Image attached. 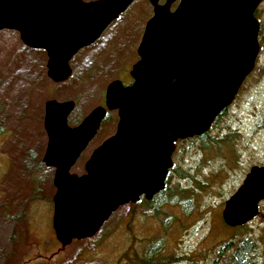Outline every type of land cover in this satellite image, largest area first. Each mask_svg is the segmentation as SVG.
<instances>
[{
  "label": "rangeland",
  "instance_id": "obj_1",
  "mask_svg": "<svg viewBox=\"0 0 264 264\" xmlns=\"http://www.w3.org/2000/svg\"><path fill=\"white\" fill-rule=\"evenodd\" d=\"M150 14L147 0H134L73 55L62 82L48 78L45 50L0 30V264H232L244 241L246 264H264V198L244 224L229 226L221 215L250 167L264 165V0L255 11L260 48L251 78L205 136L177 142L166 188L120 205L90 237L64 247L55 237L54 168L42 161L44 103L72 100L70 126L103 105L107 84L130 77ZM109 113L72 173L82 174L92 150L115 131L117 111Z\"/></svg>",
  "mask_w": 264,
  "mask_h": 264
},
{
  "label": "water",
  "instance_id": "obj_2",
  "mask_svg": "<svg viewBox=\"0 0 264 264\" xmlns=\"http://www.w3.org/2000/svg\"><path fill=\"white\" fill-rule=\"evenodd\" d=\"M133 0H0V30L45 50L53 82L71 74L69 62L93 43ZM153 13L137 46L132 83L110 81L104 105L76 125L67 123L72 100L48 99L42 157L54 168L52 228L61 247L94 235L120 205L164 188L174 141L201 135L232 101L259 50L254 12L263 0H148ZM116 129L96 146L84 172L70 171L95 136L106 111ZM264 198V166L254 165L225 201L222 219L238 226L257 214Z\"/></svg>",
  "mask_w": 264,
  "mask_h": 264
},
{
  "label": "flooded vegetation",
  "instance_id": "obj_3",
  "mask_svg": "<svg viewBox=\"0 0 264 264\" xmlns=\"http://www.w3.org/2000/svg\"><path fill=\"white\" fill-rule=\"evenodd\" d=\"M147 2H148V4L151 6V14H150V16L147 18V20L151 17V15H152V13H153V8H152V5L149 3V1L147 0ZM165 2V0H159V4H163ZM180 2V0H174L171 4H170V10H173L176 6H177V4ZM256 11V10H255ZM120 15V14H119ZM118 15V16H119ZM117 16V17H118ZM255 17L257 18V20H259V18L255 15ZM115 19H117V18H115ZM114 19V20H115ZM113 20V21H114ZM147 20H146V22H147ZM258 23H259V21H258ZM259 30V29H258ZM257 39H258V34H257ZM259 44V43H258ZM260 48V47H259ZM258 52H259V50H258ZM257 55H258V53H257ZM139 58V57H138ZM256 58H257V56H256ZM138 60V59H137ZM137 62V61H136ZM135 62V63H136ZM255 62H256V59H255ZM255 62H254V66H253V68L251 69V71L243 78V80H242V82H241V84H240V86H239V88L237 89V92H236V94L234 95V97H233V99H232V101H231V103L235 100V98L237 97V95L239 94V92H240V90H241V86L243 85V83L245 82V81H247L248 79H250L251 78V74H252V72L254 71V69H255ZM134 63V64H135ZM133 64V65H134ZM132 65V66H133ZM131 69H132V67H131ZM131 69H130V71H131ZM130 71H129V78H127V80H126V82H122L120 79V81L124 84V85H129V84H131L132 83V81H133V79H132V76H131V74H130ZM230 103V104H231ZM229 104V105H230ZM103 105H104V102H103ZM102 105V106H103ZM228 105V106H229ZM227 106V107H228ZM226 107V108H227ZM226 108H224L216 117H215V119L213 120V122L211 123V125L215 122V120L219 117V115L220 114H222L224 111H225V109ZM107 113V112H106ZM104 119V118H103ZM103 121V120H102ZM101 123H103V122H101ZM116 129V128H115ZM114 133V132H113ZM112 133V134H113ZM202 135V134H201ZM201 135H198V136H201ZM110 136V135H109ZM180 139L178 138L177 140H175L174 141V149H175V146H176V144H177V142L179 141ZM174 149H173V151H174ZM173 151H172V153H171V162H172V165H171V167H169L168 168V170H167V174H166V176H165V180H164V188L162 189V190H164L165 188H166V186H167V181H168V178H169V176H170V170H172L173 169V167H174V164H173V160H172V154H173ZM254 166V165H253ZM258 166H264V165H258ZM252 167V166H251ZM250 167V168H251ZM248 173V172H247ZM246 173V174H247ZM246 176V175H245ZM245 178V177H244ZM244 180V179H243ZM162 190H160V191H158V192H156L152 197H151V199H145L144 198V196H141L139 199H138V201H137V203L138 202H142V201H149V200H152L154 197H156V195L157 194H159L160 192H162ZM259 203V202H258ZM258 211H259V208H258V204H257V213H258Z\"/></svg>",
  "mask_w": 264,
  "mask_h": 264
},
{
  "label": "trees",
  "instance_id": "obj_4",
  "mask_svg": "<svg viewBox=\"0 0 264 264\" xmlns=\"http://www.w3.org/2000/svg\"><path fill=\"white\" fill-rule=\"evenodd\" d=\"M109 114V112L106 113L102 122L106 121ZM206 134L207 132H204L201 136H205ZM248 247L249 245L246 241H244L241 245L238 246L236 252L233 255L232 264H246L247 259L244 257V255L246 254L245 252L248 251Z\"/></svg>",
  "mask_w": 264,
  "mask_h": 264
}]
</instances>
